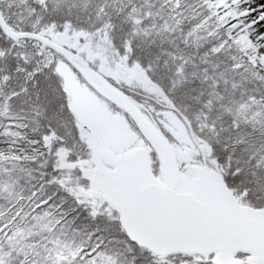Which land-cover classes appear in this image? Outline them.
<instances>
[{
  "label": "snow or ice",
  "instance_id": "obj_1",
  "mask_svg": "<svg viewBox=\"0 0 264 264\" xmlns=\"http://www.w3.org/2000/svg\"><path fill=\"white\" fill-rule=\"evenodd\" d=\"M0 264H264V0H0Z\"/></svg>",
  "mask_w": 264,
  "mask_h": 264
}]
</instances>
